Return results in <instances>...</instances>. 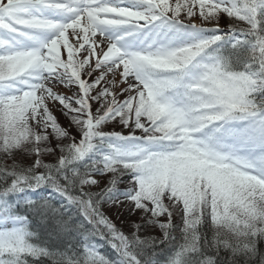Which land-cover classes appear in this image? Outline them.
I'll return each instance as SVG.
<instances>
[{"label":"snow or ice","instance_id":"6c2138e0","mask_svg":"<svg viewBox=\"0 0 264 264\" xmlns=\"http://www.w3.org/2000/svg\"><path fill=\"white\" fill-rule=\"evenodd\" d=\"M0 264H264V0H0Z\"/></svg>","mask_w":264,"mask_h":264},{"label":"rangeland","instance_id":"374dc122","mask_svg":"<svg viewBox=\"0 0 264 264\" xmlns=\"http://www.w3.org/2000/svg\"><path fill=\"white\" fill-rule=\"evenodd\" d=\"M57 115L59 116V113H57ZM60 120H61V123H62V124L65 123L63 117H60ZM45 162H47V163H53V162H54V158L51 157V156L46 157V158H45ZM112 211H113V212H112ZM107 214L110 216V218H114V219H116L117 212H116V209H115V208L109 209V211H107Z\"/></svg>","mask_w":264,"mask_h":264},{"label":"trees","instance_id":"16d2710c","mask_svg":"<svg viewBox=\"0 0 264 264\" xmlns=\"http://www.w3.org/2000/svg\"><path fill=\"white\" fill-rule=\"evenodd\" d=\"M117 223H119V221H117ZM152 234H153V235H159V234H160V233H159V229H155V230H153Z\"/></svg>","mask_w":264,"mask_h":264}]
</instances>
